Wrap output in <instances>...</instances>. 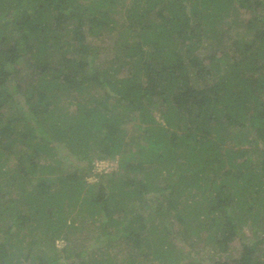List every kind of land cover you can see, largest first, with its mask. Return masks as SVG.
Masks as SVG:
<instances>
[{
  "label": "trees",
  "instance_id": "trees-1",
  "mask_svg": "<svg viewBox=\"0 0 264 264\" xmlns=\"http://www.w3.org/2000/svg\"><path fill=\"white\" fill-rule=\"evenodd\" d=\"M262 200L264 0H0V264H264Z\"/></svg>",
  "mask_w": 264,
  "mask_h": 264
},
{
  "label": "rangeland",
  "instance_id": "rangeland-1",
  "mask_svg": "<svg viewBox=\"0 0 264 264\" xmlns=\"http://www.w3.org/2000/svg\"><path fill=\"white\" fill-rule=\"evenodd\" d=\"M118 34L114 33V34H110L109 38H107L106 40H104L103 42L99 41L98 45H99V54H100V59L99 61H109L113 58L115 52H114V44H115V39L117 38ZM205 51L201 52V54H204ZM103 93V90H98L95 91V94L98 96H101V94ZM21 99V98H20ZM64 102L66 105L69 106L70 109L75 110L77 107V103L75 99H72L71 97L68 96H64ZM249 145V144H247ZM247 145H244V147H249ZM251 147V146H250ZM60 159L62 162V169L66 172L69 171V169H72L71 166V161L70 159L67 157V155H65V153L63 154L62 152H60ZM119 162H120V158L117 156L113 159H102V160H98L95 162L94 164V169H93V173L94 174H100V173H108L110 171H117L119 175H121L122 177H125L128 173L126 172V169L122 168L121 166H119ZM9 163H17V158L15 156L10 157L9 159ZM127 173V174H126ZM129 176L134 177L135 179H139L142 178V175H140L139 173L133 174V173H129ZM98 177L96 176H90L88 177L89 181H95ZM10 179L8 178V181ZM151 201V200H149ZM154 202L150 203V206L145 207L144 211L142 212L143 214H147L148 212H150L151 210H153L155 208V205L153 204ZM255 208L260 211V213L264 212V200L258 202L257 204H255ZM256 231V233L254 234V232ZM264 232V225H261V228L258 229L256 226L252 225V223L250 221H248L244 227L243 230L240 232L239 237H245L246 241L247 238H253L256 237V235H263ZM189 237H191V234H188ZM187 237V235H179L177 236V238H179L180 240L184 241V238ZM194 238V237H193ZM196 241V243L199 242V238H197V236H195L194 238ZM243 239V238H242ZM94 238H91L86 242L88 247H92V243ZM177 243L181 244L182 242L179 240L177 241ZM195 244V243H194ZM65 245L64 241H59L58 242V247L61 248ZM98 245V244H97ZM187 250V249H186ZM215 249H212L211 247L205 248L204 250L201 251V253L197 254V258L201 259V262L203 264H215L214 262L218 261V260H225V259H230L233 257H237L238 253L241 250L240 247V243L237 242L235 244L234 250H231L230 252L227 253H223V252H219L216 253L214 251ZM126 251L123 250V246H121V248L119 249V252H113V255L116 256V258L120 261L125 257ZM155 264H160L158 262H155Z\"/></svg>",
  "mask_w": 264,
  "mask_h": 264
}]
</instances>
